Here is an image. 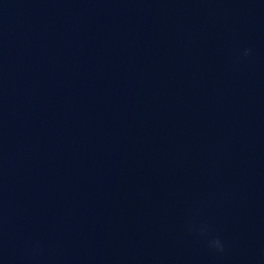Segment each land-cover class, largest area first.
I'll return each instance as SVG.
<instances>
[{
	"label": "clouds",
	"instance_id": "obj_1",
	"mask_svg": "<svg viewBox=\"0 0 264 264\" xmlns=\"http://www.w3.org/2000/svg\"><path fill=\"white\" fill-rule=\"evenodd\" d=\"M249 51L250 50H246L245 51V55L247 56L249 54ZM209 247L211 248H215L216 250L218 251H223V246L219 240V238L215 239V240H212L210 243H209Z\"/></svg>",
	"mask_w": 264,
	"mask_h": 264
}]
</instances>
